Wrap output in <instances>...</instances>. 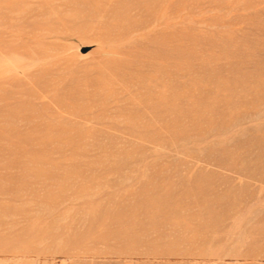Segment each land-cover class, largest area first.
<instances>
[{"label":"rangeland","instance_id":"374dc122","mask_svg":"<svg viewBox=\"0 0 264 264\" xmlns=\"http://www.w3.org/2000/svg\"><path fill=\"white\" fill-rule=\"evenodd\" d=\"M0 264H264V0H0Z\"/></svg>","mask_w":264,"mask_h":264}]
</instances>
